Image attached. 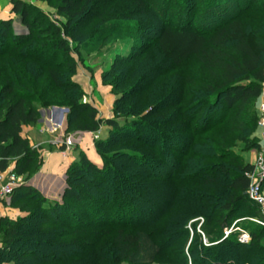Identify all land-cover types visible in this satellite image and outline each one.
<instances>
[{"label":"trees","instance_id":"trees-1","mask_svg":"<svg viewBox=\"0 0 264 264\" xmlns=\"http://www.w3.org/2000/svg\"><path fill=\"white\" fill-rule=\"evenodd\" d=\"M91 2L60 1L57 13L65 18V23L62 27L48 26L43 31L52 36L50 45L37 46L36 37L30 40L29 34L15 35L8 42V51L0 42V77L3 78L0 172L8 170L14 162L12 173L22 178V183L9 196L12 205L17 199L39 204L35 209L18 204L16 207L24 215L15 221L0 218V264H131V256L143 251L149 259L157 258L162 264H187V257L192 264H264L261 243L264 227L251 224L248 242L233 238L235 232L226 237L221 234L235 221L238 207L246 203L248 174L253 171V165L231 167L223 162L229 158L230 149L222 147L216 151L208 146L216 141L213 129L218 126L228 128L236 124L235 127L244 128L242 132H248L243 124V111L260 96L264 83V0H242L240 7L247 9L239 8L210 36L208 29L218 20L214 19L218 11L200 17L198 24L204 27H194L191 21L171 26L169 19L172 16L181 19L185 11H170L176 0H161L163 3L157 9L154 0L140 1L137 13H147L149 8L153 22L128 23L137 27V31L152 32L153 42L135 44L133 49H145L120 57L114 67L130 63L129 66L139 69L140 63L147 59L144 51L154 43L158 61L142 75L137 86L117 95L114 116L104 120L97 118L90 104L81 102L77 82L61 81L64 78L61 64L52 66L44 58L49 51L60 52L68 62L64 64L67 73H75V62L69 60L68 38L78 43L73 27L90 13ZM11 3L12 12H20L23 24L31 27L26 20V5L18 0ZM252 23L257 32L253 35L249 26ZM9 25V20L0 19L2 37ZM24 41L26 46H20ZM9 52L15 57L8 58ZM192 56L200 59L214 83L196 77L200 89L183 86L187 81H180L179 67ZM126 68L122 67L118 73L123 74ZM44 72L54 86L76 92L69 101L68 124L74 112L88 111L93 124L88 131L97 130L101 124L108 128L105 138L95 142L102 165L97 166L85 157L71 164L61 201L48 200L26 184L29 174L38 167V150L22 136V127L36 123L39 118L34 104L42 94L38 96L35 91ZM123 101L127 102L124 106ZM241 140L248 142L247 134ZM212 158L219 161L208 163ZM156 188L163 200L160 196V202L152 205L144 200V195ZM249 201L255 208L247 216L264 220L257 204ZM75 204L90 212L93 224L105 218L100 223L110 228L82 224L77 219L79 212L72 207ZM162 216L163 223L159 221ZM198 217L204 220L201 231L208 245L202 244L201 236L192 229L191 244L185 252L188 222ZM69 224L73 227L68 228ZM125 228L135 231L128 232ZM110 231L114 234L105 239ZM170 247L173 250L169 251Z\"/></svg>","mask_w":264,"mask_h":264},{"label":"rangeland","instance_id":"rangeland-1","mask_svg":"<svg viewBox=\"0 0 264 264\" xmlns=\"http://www.w3.org/2000/svg\"><path fill=\"white\" fill-rule=\"evenodd\" d=\"M12 0H0V19L2 20H9L10 25L7 31V34L5 37L0 35V42L2 41L3 45H5V48L7 51L9 50V40L14 39L15 35H28V39H37L34 41V43L38 45L42 44H51L52 43V36L48 33L43 32L45 28L52 25H57L59 27H62V25L65 23V18L57 13V7L60 1L62 0H18L20 2H23L26 5V12H27V24L31 25L26 26L23 24L22 16L20 12H12ZM142 1L145 3V0H92L90 3V9L88 14L83 16L82 23H79V25H75L73 27V35L74 37L78 38L77 41H74L71 37H69V45L71 48V53L69 60L75 62V73L73 75L68 74L66 71L65 63L66 60L62 58V55L60 52H47L45 54L44 58H47L48 61L51 63L50 65L56 66L61 64V72L63 73V80L69 79L70 81L73 80L78 83L80 89H81V96L80 100H84V96L88 93L84 92L82 89V86L76 79H78L80 82H87L90 83L92 86V82L96 79L97 82H100V84L103 87H106L108 90H110L111 94L114 96V101L117 97V95L122 92V90H125L127 88H131L132 86H137L140 82V79L142 75L147 73L146 71H149L153 65L155 66L158 61V57L154 54V48L155 43L151 45L147 50L144 51L147 55V59L144 60L140 66L139 69L135 70L134 66H129L130 63H123L122 67H126L125 72L123 74H119L118 71L122 67H114V63L122 56H127L131 52H142L144 47L141 49H133V46L135 44H151L153 42V33H145L142 31H137V27H131L128 22L131 21H147L148 24L153 22V14L151 11H149V8L147 9V13L141 14L137 13L139 9V2ZM222 1H224L222 3ZM242 0H215V1H208V0H176L174 5H170V11H177L179 9H183V18L177 19L176 16H172L169 19V24L171 26H178V24H184L185 21L192 22V26L194 27H204V25H199L198 21L200 20V17H203V14L210 13L218 11V13L215 16L214 19L216 20L213 27H209L208 29V36H210L213 31L220 27L221 24L228 21L232 18V16L235 15L239 11V8L241 10H246L242 7H240ZM163 3L161 0H154L153 4L155 6V9L158 8V6ZM222 5H221V4ZM224 5V6H223ZM223 7V8H221ZM221 8V9H220ZM215 10V11H212ZM245 12V11H243ZM208 13V14H209ZM90 20V22H89ZM89 22V23H88ZM118 23V25H117ZM110 24H115L113 26H109ZM121 24V25H119ZM251 28V34L253 35V32H256L255 26L252 23L249 25ZM51 28V27H50ZM100 29H102L100 31ZM31 30V31H30ZM111 30L109 32V35L105 37V33ZM30 32H32L30 34ZM257 33V32H256ZM1 34V33H0ZM64 33H62L63 35ZM207 36V37H208ZM257 36V34H256ZM34 39V40H35ZM26 41H24L20 46H23ZM26 46V44H25ZM6 56L8 58L15 57L14 53H8ZM53 58V59H52ZM143 58L137 59V63L141 62ZM43 60V58H42ZM180 81H184L183 86L186 88H197L200 89V85L195 81L196 77H200L205 81H209L214 83V79H212L209 76L208 69L203 67L202 62L199 58L192 56L187 61H185L180 67ZM134 71V73H133ZM133 73V76L131 77ZM2 76V75H1ZM86 76L88 78H86ZM193 79V80H192ZM174 80V79H173ZM148 81V80H147ZM146 81V83H147ZM3 78L0 77V86L2 85ZM146 83L142 86V88H145ZM199 86V87H198ZM262 88H264V83H262ZM69 91V90H68ZM64 91L60 87H56L53 85V83L50 81V79L47 77L46 73L44 72L41 78L38 81V86L35 91V93L39 96V102H35V107L38 110L41 109H51L53 107L56 108H62L67 109V113L69 114V108L70 106L69 101L76 95L75 91L70 90ZM262 91V90H261ZM259 100V97L253 101L249 102V105L246 106V108L243 111V124L245 126V129L242 132L241 127H235L233 125L232 127H216L213 129V133L216 136V141L214 143H208L210 148L217 150H220V148L225 147L227 149H230L229 158L224 160L223 162L228 164L231 167H235L238 164H254L260 151H261V145H260V139L258 136L259 131V119H258V112H257V102ZM42 103L44 106H42ZM84 103V102H83ZM114 104V103H113ZM123 106L127 104V102H122ZM113 110V108H112ZM235 111V109L233 110ZM88 111L85 112H74L70 115V121L68 124V117H67V130H63L61 126H57L56 130L54 131V135L57 136V133L62 134V136L55 140V142H52L53 144L49 143V147L55 146L56 148H61L62 146H65V148L72 147L73 143L70 136H66V132L70 131H79V132H87L88 135L91 136L92 142L94 144V149L97 154V156L100 158V163L97 166L102 165V160L100 155L97 153L95 142L101 138H105L107 134V126L104 124H101L98 126L97 130L95 131H88L89 128L93 127V124L91 123L89 117H88ZM231 114V113H229ZM111 117L114 116V112L110 114ZM96 116H98V111L96 110ZM109 117V118H111ZM98 118V117H97ZM98 119H107V118H98ZM248 133L250 135H248ZM248 138V142H243L241 140L242 136ZM70 141V144H67L66 142L68 140ZM67 140V141H66ZM201 143V142H200ZM202 144V143H201ZM207 144V143H206ZM106 151V150H105ZM107 151H111V149H107ZM214 152V151H213ZM219 160L212 158L210 160H207L208 163H214L218 162ZM222 162V161H221ZM14 167V165H13ZM171 170H169L170 172ZM34 172V171H32ZM31 172V173H32ZM145 172V171H144ZM172 172V171H171ZM175 172V171H174ZM12 173V171H10ZM9 174V172L7 173ZM31 174H29L30 176ZM22 180V178H21ZM80 184H84L83 180H80ZM261 186H264V180L260 183ZM85 185V184H84ZM160 185V184H159ZM86 191V190H85ZM88 191V190H87ZM159 190L156 188L155 191H152L151 194L144 195V200H148L150 204H155L157 202H160V199L162 197L161 194H159ZM161 196V197H160ZM85 198H89L88 195L85 196ZM5 200H8V198L2 200L0 203V208L3 206V203ZM25 200V199H24ZM163 200V197L162 199ZM250 199L246 198V203L242 204L238 207V211L235 213V221L232 225H234L235 222H238V225H234L231 232H235V236L233 235V238H239L242 233L248 234V241H250L249 236V230L253 228V225L256 224L264 227V225H261L260 223L251 220V218H258L255 216H247L248 211L250 209L255 208V206L249 201ZM94 203H96L94 201ZM18 204H25L27 206V209L34 208L35 206H38V203H35L34 200H27L22 201V199H17L15 203L11 207L18 210L16 207ZM74 210L79 212L80 215H78V220L82 222V224L92 223L90 219V212L88 210L82 209L79 207V204H75L72 206ZM153 208V207H152ZM35 209V208H34ZM154 210V209H153ZM19 211V210H18ZM157 212L155 211L154 214ZM160 213V212H159ZM24 214H19L15 219H10L6 217L9 220H17L20 216H23ZM108 219V220H107ZM106 222L110 221L107 217ZM164 217H160L159 221L162 223L164 222ZM259 219V218H258ZM101 220H105V218H101ZM98 221L97 223H92L93 227L98 228H110L108 225L105 227ZM194 221V226L191 227V223ZM204 222L203 218L198 217L195 219H192L188 222V228H189V234L187 237H184L185 245L184 250L187 252L188 247L191 244V235L193 234V230L201 236V243L208 245V240L203 237V233L201 231V225ZM231 225V227H232ZM68 228H71L70 224L67 225ZM230 227V228H231ZM228 228V229H230ZM228 229L223 230L221 234L226 237L228 233ZM125 231L131 232L135 231L132 228H125ZM114 234V231H110L109 235L105 236V239H110L111 236ZM216 238V237H214ZM247 241V242H248ZM262 245H264V237H262L261 241ZM1 244V241H0ZM229 246H232L231 244ZM174 247H170L169 251L173 250ZM144 252V251H143ZM137 253L133 254L131 256V264H162L156 260L152 261L149 259V255H145V253ZM188 261L187 264H192L191 258L187 257ZM166 263H170L166 262ZM7 264V263H2ZM10 264V263H8ZM122 264H128V263H122Z\"/></svg>","mask_w":264,"mask_h":264},{"label":"crops","instance_id":"crops-1","mask_svg":"<svg viewBox=\"0 0 264 264\" xmlns=\"http://www.w3.org/2000/svg\"><path fill=\"white\" fill-rule=\"evenodd\" d=\"M86 78H88L86 76ZM84 92L88 96H84L81 102L90 104L98 111V118L111 117L114 96L110 90L103 87L100 82L95 79L92 83L80 82ZM67 109L64 112L59 111L56 107L51 109L39 110V118L36 123L25 125L22 127V136L28 139L31 146L38 150V167L29 176L26 184L34 187L44 198L48 200L61 201L63 199L64 190L66 188L67 170L69 166L85 157L94 164L99 165L100 158L97 156L92 138L87 132L72 131L66 132V136H70L72 140V147L56 148L49 147L48 144L55 142V140L62 136L60 133L54 135V128L61 126L63 130L68 129L67 125ZM262 134V129L259 128L258 136ZM54 145V144H53ZM14 162H11L10 167L5 172L0 174H7L12 171ZM21 214L17 209L11 207L10 198L5 200L3 206L0 208V218L8 217L15 219Z\"/></svg>","mask_w":264,"mask_h":264},{"label":"built area","instance_id":"built-area-1","mask_svg":"<svg viewBox=\"0 0 264 264\" xmlns=\"http://www.w3.org/2000/svg\"><path fill=\"white\" fill-rule=\"evenodd\" d=\"M257 112L259 127L262 129V134L260 136L261 151L255 163L252 164L253 171L248 174L249 186L246 190V194L252 202L257 204L261 215L264 216V186H261L260 184L262 180H264V88H262L259 100L257 102ZM53 130H56V128H54ZM66 143L70 144V141L68 140ZM21 183V177H18L13 173L0 174V203L2 202V200L9 198L12 191ZM251 220L264 225V220H260L258 218H251ZM234 225H232V227L228 229L229 232L232 231ZM238 239L240 242H247L248 234L244 232Z\"/></svg>","mask_w":264,"mask_h":264},{"label":"water","instance_id":"water-1","mask_svg":"<svg viewBox=\"0 0 264 264\" xmlns=\"http://www.w3.org/2000/svg\"><path fill=\"white\" fill-rule=\"evenodd\" d=\"M59 111H61V112H64V111H66V109H62V108H57Z\"/></svg>","mask_w":264,"mask_h":264}]
</instances>
